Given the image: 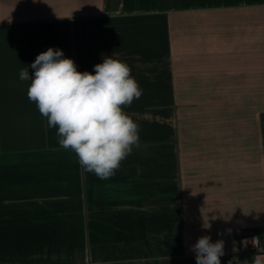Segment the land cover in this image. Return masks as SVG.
Segmentation results:
<instances>
[{
	"label": "crops",
	"instance_id": "1",
	"mask_svg": "<svg viewBox=\"0 0 264 264\" xmlns=\"http://www.w3.org/2000/svg\"><path fill=\"white\" fill-rule=\"evenodd\" d=\"M50 47L142 89L140 146L107 180L27 97ZM247 231L264 255V0H0V264H196L201 236L252 264Z\"/></svg>",
	"mask_w": 264,
	"mask_h": 264
},
{
	"label": "clouds",
	"instance_id": "2",
	"mask_svg": "<svg viewBox=\"0 0 264 264\" xmlns=\"http://www.w3.org/2000/svg\"><path fill=\"white\" fill-rule=\"evenodd\" d=\"M31 68V76L25 68L19 78L31 81L27 97L47 126L56 129L58 144L75 153L84 171L101 180L114 176L133 147L140 146V126L123 110L142 95L131 68L105 56L94 65L95 74L80 72L62 50L51 47L36 56ZM190 250L196 264H221L225 254L224 241L213 243L210 236L198 238ZM233 262L241 264L235 256L228 264ZM252 264H264V255L257 252Z\"/></svg>",
	"mask_w": 264,
	"mask_h": 264
},
{
	"label": "built area",
	"instance_id": "3",
	"mask_svg": "<svg viewBox=\"0 0 264 264\" xmlns=\"http://www.w3.org/2000/svg\"><path fill=\"white\" fill-rule=\"evenodd\" d=\"M258 238V240H254ZM238 250L241 252L254 254L259 250V236L254 231L243 233L237 243Z\"/></svg>",
	"mask_w": 264,
	"mask_h": 264
}]
</instances>
